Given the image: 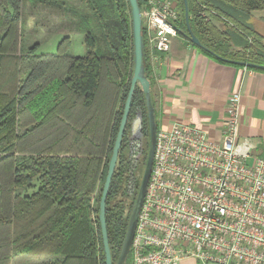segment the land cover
Listing matches in <instances>:
<instances>
[{"label":"trees","instance_id":"trees-1","mask_svg":"<svg viewBox=\"0 0 264 264\" xmlns=\"http://www.w3.org/2000/svg\"><path fill=\"white\" fill-rule=\"evenodd\" d=\"M173 1L187 44L221 63L264 72V36L252 22L264 0ZM28 2L32 9L35 2L52 9L65 3L0 0V264H105L98 204L134 66L130 4L80 0L86 13L77 14L88 16L93 28L86 53L77 56L66 53L69 37L53 53H37L36 44L20 50ZM145 3L138 0L140 11ZM97 31L104 45L94 51ZM142 38L151 84L143 26ZM138 115L147 129L139 84L106 199L112 264L121 255L147 159V151L137 157L130 135ZM130 253L123 264H131Z\"/></svg>","mask_w":264,"mask_h":264},{"label":"built area","instance_id":"built-area-1","mask_svg":"<svg viewBox=\"0 0 264 264\" xmlns=\"http://www.w3.org/2000/svg\"><path fill=\"white\" fill-rule=\"evenodd\" d=\"M145 2L152 57L170 50L179 12L173 0ZM239 101L229 95L219 140L182 122L157 129L131 264H264V159L248 162L254 145L238 136Z\"/></svg>","mask_w":264,"mask_h":264},{"label":"crops","instance_id":"crops-1","mask_svg":"<svg viewBox=\"0 0 264 264\" xmlns=\"http://www.w3.org/2000/svg\"><path fill=\"white\" fill-rule=\"evenodd\" d=\"M177 37L168 52L150 56V94L157 128L182 122L202 127L219 140L228 97L239 93L238 136L254 145L249 163L264 159V72L221 63L185 39L175 41Z\"/></svg>","mask_w":264,"mask_h":264},{"label":"rangeland","instance_id":"rangeland-1","mask_svg":"<svg viewBox=\"0 0 264 264\" xmlns=\"http://www.w3.org/2000/svg\"><path fill=\"white\" fill-rule=\"evenodd\" d=\"M61 1L65 2L64 5L60 8L54 9H52V4H44L42 2H35L36 6L32 9V4L30 2L27 3L23 12L27 13L28 17L26 16L22 28L20 50L24 51L30 46L36 44L37 53H53L56 51L59 41L63 37H69V43L66 47L67 54L82 56L86 53L87 46L85 44V36L89 31L88 26L90 29L93 28V26L88 16V20L80 17V15L86 13H83L84 4L79 2L80 0ZM75 8L76 12H74ZM77 13H80V15ZM252 22L256 29L264 36V11L254 12ZM97 36L99 39L95 42V46L103 47V36L101 38V33L99 31H97ZM177 36V40H175L177 42L184 39L179 34ZM97 46L94 48V51L98 50ZM144 130L145 128L141 122V117L138 115L133 121L130 132L134 141L139 138L140 144L144 143V139H142V133ZM147 141L149 144L150 140L147 139ZM152 144H154V138ZM135 146H137L136 143ZM137 157L140 159L143 155L137 153ZM130 260H132L131 253ZM188 263L202 264L201 262H195L192 260L183 261L180 264Z\"/></svg>","mask_w":264,"mask_h":264},{"label":"water","instance_id":"water-1","mask_svg":"<svg viewBox=\"0 0 264 264\" xmlns=\"http://www.w3.org/2000/svg\"><path fill=\"white\" fill-rule=\"evenodd\" d=\"M128 2L130 4V13H131V22H132V36H133V46H134V66H133V72H132V76L130 80L129 90H128V93H127V96L124 102L122 116L120 119L116 137L114 140L112 153H111L109 163H108L107 173H106V177H105V180L102 186V191L100 194V199H99V204H98V221L100 225L101 238H102L103 250H104V255H105V264H112L108 237H107L106 224H105L106 199H107L111 179L113 176V172L116 166L118 153L121 147L122 138H123V134L125 131L130 107H131L133 93H134V90L137 84L140 85L144 93V97L146 101L150 141H149V148H148V153H147L146 164H145V168H144L143 175L141 178L139 194L134 203L133 211L130 217V223L128 224L127 231L123 239L122 251H121V255L119 256V260L117 264H123L124 257L130 249L131 241H132L133 234H134L135 224H136V218H137L138 212L140 210V207L143 201L147 180H148L150 170H151L153 153H154V144H152V141L154 138V143H155V136H156V131H157L156 130L157 125L155 121V115L153 111V105H152L151 94H150V82L147 79L145 72H144L141 11L138 5V0H128ZM185 15L187 16V13H185ZM187 36L189 37V40L192 43H194L195 45H199V41L197 40L195 36H193V34L190 31H188Z\"/></svg>","mask_w":264,"mask_h":264},{"label":"flooded vegetation","instance_id":"flooded-vegetation-1","mask_svg":"<svg viewBox=\"0 0 264 264\" xmlns=\"http://www.w3.org/2000/svg\"><path fill=\"white\" fill-rule=\"evenodd\" d=\"M148 127V126H147ZM142 139H144V143L140 144V140L138 138V140H135L137 143V153L142 154L143 152L147 151L148 152V148H149V144L147 139H150V132H149V127L147 129L144 130V132L142 133ZM147 142V144H146ZM143 151V152H142Z\"/></svg>","mask_w":264,"mask_h":264}]
</instances>
